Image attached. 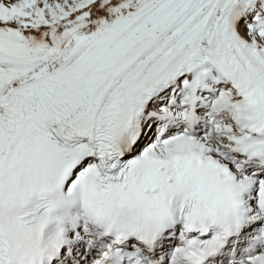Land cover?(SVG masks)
Segmentation results:
<instances>
[{"label": "snow or ice", "instance_id": "6c2138e0", "mask_svg": "<svg viewBox=\"0 0 264 264\" xmlns=\"http://www.w3.org/2000/svg\"><path fill=\"white\" fill-rule=\"evenodd\" d=\"M0 264H264V0H0Z\"/></svg>", "mask_w": 264, "mask_h": 264}]
</instances>
